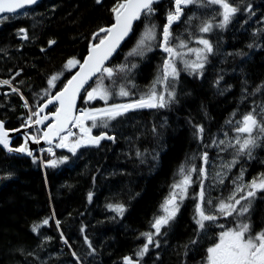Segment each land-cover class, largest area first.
I'll use <instances>...</instances> for the list:
<instances>
[{
    "label": "trees",
    "instance_id": "16d2710c",
    "mask_svg": "<svg viewBox=\"0 0 264 264\" xmlns=\"http://www.w3.org/2000/svg\"><path fill=\"white\" fill-rule=\"evenodd\" d=\"M113 2L103 0L101 6L95 0H44L35 7L40 14L35 19L42 21L35 29L31 16L0 22V79H10L22 69L13 84L32 104L33 93L46 86V76L61 70L69 57L81 59L87 55L91 33L99 25L111 22L109 8ZM244 3L252 4L255 15L249 18L246 12L238 13L225 30L217 29L212 33L216 52L209 56L203 75L189 74L178 62L176 102L164 109L130 110L111 121L113 127L106 131L116 136L115 142L81 148L75 156L67 149H60L56 156L67 155L69 160L56 168L41 166L38 155L37 163H33L32 158L12 157L0 149V264H74L69 249L60 240L54 219L39 229L41 236L31 230L34 223L51 216L53 211L55 219L61 221L60 230L71 238L72 250L81 256L84 264H123L122 257L132 255L143 243L140 233L149 230L153 216L159 214L161 202L168 194L179 166L186 161L197 167L201 164L199 159L188 160L194 152L204 150L193 135V125L199 123L204 126V143H210L211 137L223 138V132L234 135L231 129L235 120L253 108L259 112L264 105V88L254 95L242 94V87L251 91L264 82V0H244ZM156 7L158 10L153 19L160 25L165 22V12L172 7V0H160ZM214 7L190 5L185 14H208ZM183 20L182 16L180 22L172 25L173 37L181 35L187 39ZM245 20L246 23L243 22ZM143 26L142 21L137 22L134 28L136 35ZM19 27L27 28L30 36L35 31L38 38L33 43L21 41L17 35ZM136 35L131 34L109 64L124 61V53L133 46ZM49 38L57 41L51 48L47 46ZM249 43H254V46L247 47ZM189 46L195 47L196 44L192 41ZM41 47L47 51L42 53ZM165 55L161 49L155 48L142 58L129 57L137 65L128 74L136 87L126 86L136 97L148 90ZM76 70H63L60 80L70 78ZM220 76L223 79L217 85L215 81ZM110 83L104 81L105 85ZM59 87L60 81L53 93ZM6 89L3 88L0 94V120L4 121L6 130L15 131L21 128V117L26 116L27 110L22 107L20 97L11 90L5 96ZM116 101L128 102V98L117 97ZM88 106L104 107V102L97 99L85 104L80 99L78 108ZM233 112L236 113L235 118H232ZM229 119L233 120L232 124L228 123ZM98 132L99 129L92 130L93 135ZM21 143L18 138L13 146L18 147ZM137 150L142 153L140 158L135 155ZM207 151L209 164L206 168L211 174L216 168L213 159L217 149L212 147ZM230 152L229 149L223 153L224 156L229 154L227 161L231 159ZM241 163L249 178L264 172V146L255 150L254 159L245 161L241 158ZM234 169L232 174L238 171L239 164ZM89 191L93 192L91 202L87 199ZM259 195L251 214L256 230L264 225V198L261 193ZM117 201L126 205L123 216L105 207L106 203ZM189 210L193 212V206H186L174 223L159 260L149 255L143 259V264H200L206 248L215 239L214 233L219 230L201 234L198 243L191 246L187 256H183L179 245L187 243L195 227L192 214L186 216ZM221 222L226 223L227 220L221 218ZM82 224L85 226L83 234L79 231ZM84 235L96 248L94 257L87 255L89 250L84 243ZM43 236L52 239L42 249H37ZM17 249H23L25 253L36 250L39 260L22 255Z\"/></svg>",
    "mask_w": 264,
    "mask_h": 264
},
{
    "label": "snow or ice",
    "instance_id": "6c2138e0",
    "mask_svg": "<svg viewBox=\"0 0 264 264\" xmlns=\"http://www.w3.org/2000/svg\"><path fill=\"white\" fill-rule=\"evenodd\" d=\"M95 3L103 6V0H95ZM158 4L159 0H114L109 8L111 22L99 25L91 33L87 55L81 59L75 56L69 57L61 70L46 76V86L33 93L32 104H29L20 88L13 84L15 77L21 75L22 69L16 71L10 79L0 80V85H7L11 92L17 94L23 101L22 107L27 110V114L21 117V127L35 128L32 135L24 134V143L18 147H10L8 130L5 129L4 121L0 120V145L8 152L24 153L32 158L33 163H37L38 157L28 147V141L39 144L43 140L48 148L41 149V152L46 151L49 158H39V163L43 167L56 168L59 164L68 162L69 157L67 155L57 157L53 147L67 149L75 156L81 148L99 147L102 140L115 142L116 136L106 131L113 127L111 121L124 116L130 110L164 109L176 102L178 62L189 74L203 75L209 56L216 52L213 42L203 34L211 33L214 29L225 30L238 13L246 12L249 18L255 15L252 4L244 3V0H172V7L165 12V22L158 25L153 19L158 10L156 7ZM190 5L197 8L216 7L213 8L211 15L201 19L195 12L185 14V9ZM32 6L38 7L39 0H0V14H5L0 16V19L11 20L19 16H31L34 21L32 27L35 29L42 21L35 19L40 14ZM182 16L183 23L187 26L185 28L188 33L187 39L182 38L181 35L173 37L172 33V25L180 22ZM217 17H219L218 21ZM193 20H199V23L195 25V32L192 31ZM136 21H142L144 25L138 35L133 27ZM130 33L136 35V40L128 52L124 53V61L114 64L106 63L110 61ZM17 35L21 41L28 43H33L38 38L35 31L30 36L25 27H19ZM253 35L256 33L254 32ZM192 41H195V47L189 46ZM56 44L57 41L54 38L47 40L48 48ZM253 46L254 43L247 45L249 48ZM20 47L22 48L23 44ZM155 48L161 49L166 55L162 57L158 72L148 86V90L136 97L135 93L126 86L130 84L132 88L136 87L128 74L137 65L129 57L142 58ZM40 51L44 53L47 49L41 47ZM190 54L194 55L195 59L189 58ZM236 55H243V53H236ZM72 69L77 71L70 78L61 81L63 70ZM9 71L11 72V69ZM93 77L96 78L95 81L89 84V80ZM222 79V76L218 77L215 83L219 85ZM105 80L110 81V85H105ZM118 80L119 83H117ZM58 81H60V87L53 93L52 90L57 88ZM20 83L23 84L24 81L21 80ZM262 88H264V82L256 85L251 91L242 87V94L254 95ZM117 97L128 98V102H117ZM78 98L85 104L99 99L104 102V107L77 108ZM110 100L111 103H109ZM49 105H52V108L45 112ZM235 116L236 113L233 112L232 118ZM46 121L48 123H45ZM228 123L232 124L233 120L229 119ZM94 128L99 129L96 135L92 133ZM193 128L195 129L193 135L201 142L204 150L194 152L188 160L199 159L200 166L197 167L196 164L187 163V161L179 166L176 177L169 186V192L161 202L160 214L153 216L149 230L140 233L144 243L138 245L132 255L123 256V264H143V258L149 253L150 247L159 249L161 237L167 236V230L171 227L170 222L175 219L183 201L189 198L193 201L192 221L195 227L193 236L187 243L179 245L183 256H187L191 246L198 243L201 234L206 235L210 230L218 229L219 231L214 233L215 239L206 248L200 264H264V227L258 230L253 228L250 212L258 191L264 198V172H259L246 180V168L241 163V158L245 161L254 159L255 150L264 146V105L260 107L259 112L253 108L242 113L231 129L234 133L232 136H229L228 132H223V138L211 137L210 143H204V126L197 123L193 125ZM152 131L155 132L156 129L153 128ZM212 147L217 149V155L219 152L230 149L231 159L222 160L220 170L215 172L212 182L206 188L205 181L209 178L205 168V165L209 164L207 149ZM135 155L140 158L142 153L137 150ZM237 164L239 169L233 174L226 193L222 192L214 201L211 190L216 185H223L227 174ZM94 180L95 177H93ZM193 184L197 186L195 189H192ZM190 189H192L191 192ZM92 197L93 192L89 191L87 194L89 202L92 201ZM105 207L119 216H123L126 211V205L118 201L106 203ZM228 217H232V220L226 223L221 222V218ZM53 219L55 227L59 230L60 240L69 249L74 264H84L81 256L72 250L71 238L66 237L64 231L60 230L61 221L55 219L54 211L51 216L43 218L39 223H34L32 232L41 236L39 229L42 226H48ZM162 229L167 230L162 232ZM79 231L84 233L83 224ZM51 239L50 236H43L37 244V249H42ZM83 240L89 250L87 255L94 257L96 248L91 240L87 235L83 236ZM17 251L39 260L36 250L27 253L23 249H17ZM159 258L160 254L156 253V260Z\"/></svg>",
    "mask_w": 264,
    "mask_h": 264
},
{
    "label": "flooded vegetation",
    "instance_id": "af4514ba",
    "mask_svg": "<svg viewBox=\"0 0 264 264\" xmlns=\"http://www.w3.org/2000/svg\"><path fill=\"white\" fill-rule=\"evenodd\" d=\"M20 17H22V16H19V17H16V18H20ZM2 21H6V20H2V19H0V22H2ZM54 46V45H53ZM52 46V47H53ZM0 88H4V87H2V86H0ZM9 91V90H8ZM7 92V91H6ZM5 92V93H6ZM0 94H1V90H0ZM8 95V94H7ZM6 96V95H5ZM22 128V127H21ZM224 152H222V153H219V155H221V157H222V155L224 156V154H223ZM217 155V154H216ZM228 156H229V154L227 155H225L224 156V159H223V161H226L227 160V158H228ZM222 162V161H221ZM206 170H207V172H208V169L206 168ZM218 170H220V166H219V168H218ZM234 167L231 169V172H229L228 174H227V176H226V178L224 179V184L223 185H216L212 190H211V197H212V199L215 201V199H216V197H218V196H220L221 195V193L222 192H225L226 193V190H227V188L230 186V181H231V179H232V176H233V174H232V172H234ZM212 177H213V175H210L209 174V178H208V180H206L205 181V187L207 188V186H208V184L210 183V182H212ZM252 176H250V178H251ZM249 177H247L246 175H245V179L247 180V179H250ZM194 179H195V176H194ZM197 186H196V184H193L192 185V189H195ZM192 189H190L189 191L191 192L192 191ZM260 194V192L258 191L257 192V195H256V199H255V201H254V203H253V206H252V208L250 209V212H251V214L254 212V210H255V208H256V202H257V198H259V195ZM186 206H189V208L190 207H192L193 206V201L189 198V199H185L184 201H183V204L181 205V207H180V210H179V212L177 213V215H176V217H175V219L173 220V221H171L170 222V230L169 231H167V236H164V237H161V247L159 248V249H151V247H150V251H149V253L148 254H146L145 256H149V255H153V258L155 257L156 258V253H159L160 254V251L165 247V245H166V241H168L169 240V236H170V234H171V232L173 231V226L175 225L174 223L179 219V217L181 216V214L183 213V211H184V208L186 207ZM159 214H160V210H159ZM189 214H192V212L190 213V210L186 213V216L187 215H189ZM228 218H230V217H228ZM191 220H192V218H191ZM228 221V220H227ZM262 227H264V225L262 226ZM163 231H166V229H162V232ZM142 241H143V243H144V238L142 239Z\"/></svg>",
    "mask_w": 264,
    "mask_h": 264
},
{
    "label": "water",
    "instance_id": "95a60500",
    "mask_svg": "<svg viewBox=\"0 0 264 264\" xmlns=\"http://www.w3.org/2000/svg\"><path fill=\"white\" fill-rule=\"evenodd\" d=\"M42 1H43V0H39V4H40ZM32 7H35V6H32ZM3 15H5V14H0V16H3ZM137 22H138V21L134 22V26H133L134 28H135ZM131 34H132V33L129 34V37L131 36ZM129 37L126 38V40H125L124 42H122L121 47H120L119 49H117V52L113 54V57L110 58V61H109V62H106V63H110V62H111V61H112V60L118 55V53L120 52L122 46H123L124 43L129 39ZM94 80H95V77H93L91 80H89V84H92ZM86 87H87V85H86ZM82 94H83V92H82ZM79 101H80V99L78 98V100H77V108H78ZM51 108H52V105H49L48 108L45 109V112H47V111H48L49 109H51ZM45 123H48V121H46ZM40 127L42 128L43 126H40ZM5 129H6V128H5ZM31 129H32V128H23V127H22V128H20V129H18V130H15V131H9V130H8L9 140H10V147H12V142H13V140L16 139L17 137H20V138L22 139L23 143H24V139H25V135H24V134L27 133V134L30 136L29 132H30ZM103 141H104V140H102L101 143H102ZM101 143H100V144H101ZM45 146H48V145H47L43 140H41L39 144L32 143L31 140L28 141V147L33 151V154H34L35 156H36V152L38 151V149H40V148H44ZM0 149L4 150V151H5L6 153H8V154H11L12 156L17 155V156H20V157L31 158V157L27 156V155L24 154V153L8 152L7 149H5L2 145H0Z\"/></svg>",
    "mask_w": 264,
    "mask_h": 264
},
{
    "label": "rangeland",
    "instance_id": "374dc122",
    "mask_svg": "<svg viewBox=\"0 0 264 264\" xmlns=\"http://www.w3.org/2000/svg\"><path fill=\"white\" fill-rule=\"evenodd\" d=\"M212 13H198V14H196L198 17H200L201 19H203L205 16H209V15H211ZM216 19H218V17L216 18ZM199 23V20H193L192 21V31L193 32H195V25H197ZM187 27V26H186ZM217 29H214L211 33H206V34H203V35H205L207 38H209L211 41H212V33H214L215 31H216ZM188 34V33H187ZM195 42V41H194ZM213 42V41H212ZM214 44V43H213ZM189 58H191V59H195V57H194V55H191V57H189ZM1 86V85H0ZM201 147V146H200ZM225 152V151H224ZM46 153V152H45ZM44 155V154H43ZM48 155L47 154H45L44 156H43V158H46ZM216 157H214V159H213V162H215L216 164V168L215 169H213L212 171H211V174L210 175H214L215 174V172L216 171H218V168H219V166L221 165V161L224 159V158H222V157H220V155H215ZM227 161V160H226ZM222 219H224V220H228V218H222ZM147 256H145L143 259H145Z\"/></svg>",
    "mask_w": 264,
    "mask_h": 264
},
{
    "label": "bare ground",
    "instance_id": "6f19581e",
    "mask_svg": "<svg viewBox=\"0 0 264 264\" xmlns=\"http://www.w3.org/2000/svg\"><path fill=\"white\" fill-rule=\"evenodd\" d=\"M43 1H44V0H43ZM43 1H42V2H43ZM35 7H36V6H35ZM35 7H33V8H35ZM76 71H77V70H76ZM95 79H96V78H95ZM0 80H2V79H0ZM93 82H94V81H93ZM1 86L4 87V88H7V89H6L7 92L4 91V94H9V93H10V90H11V89H10L7 85H1ZM2 89H3V88H0V90H2ZM8 90H9V91H8ZM5 92H6V93H5ZM6 96H7V95H6ZM34 129H35V128L33 127V128L30 130V132H29L30 135H32V134L34 133ZM17 130H18V129H17ZM18 138H20V137H17L16 139H18ZM16 139H14L13 142H14ZM20 139H21V138H20ZM21 141H22V139H21ZM13 142H12V147H14V146H13ZM104 142H110V141H108V140H104L102 143H104ZM22 143H23V141H22ZM22 143H21V144H22ZM102 143H101V144H102ZM101 144H100V145H101ZM47 148H48V146H45V147H44L45 150H46ZM88 148H92V147H88ZM3 151H4V150H3ZM4 152H5V151H4ZM5 153H6V152H5ZM6 154H8V153H6ZM43 154L45 155L46 153H38V154H36V156L38 155L39 158H43V156H44ZM8 155L12 156L11 154H8ZM47 155H48V154H47ZM12 157H20V156L14 155V156H12ZM20 158H26V157H20ZM205 168H206V165H205ZM260 205H261V204H260Z\"/></svg>",
    "mask_w": 264,
    "mask_h": 264
}]
</instances>
